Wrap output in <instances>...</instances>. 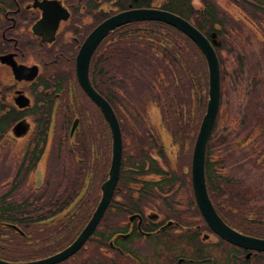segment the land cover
<instances>
[{
	"label": "flooded vegetation",
	"instance_id": "af4514ba",
	"mask_svg": "<svg viewBox=\"0 0 264 264\" xmlns=\"http://www.w3.org/2000/svg\"><path fill=\"white\" fill-rule=\"evenodd\" d=\"M134 10L184 19L216 55L204 188L230 235L194 184L200 47L159 20L110 29L87 80L112 122L79 81L90 34ZM62 254L49 264H264V0H0V264Z\"/></svg>",
	"mask_w": 264,
	"mask_h": 264
},
{
	"label": "water",
	"instance_id": "95a60500",
	"mask_svg": "<svg viewBox=\"0 0 264 264\" xmlns=\"http://www.w3.org/2000/svg\"><path fill=\"white\" fill-rule=\"evenodd\" d=\"M140 19L159 20L174 26L178 30L184 32L188 37H190L200 47L205 56L209 69V99L207 102L206 112L202 118L199 133L195 143L193 155V177L196 188L195 190L198 195L199 204L203 215L209 223H215L217 225L216 229L219 233L223 235H230L232 232L225 229V226H223L218 221L214 212L212 211L204 188L203 160L205 144L211 127L213 125L219 103L218 62L212 47L210 46L209 42L205 39V37L187 21L171 13L157 10H134L121 13L117 16L110 18L109 20L105 21L103 24L98 26L90 34L87 41L82 46L77 57V70L79 81L84 87V89H86V92L91 97V99L104 109L107 119L112 122V117L110 116L112 114V111L110 107L106 102L102 101L100 96H98V94L91 88L87 80L89 59L99 40H101L110 29L114 28L115 26H119L125 22ZM114 135L115 141L113 150V160L110 169V180L108 182L115 180L118 174L120 164V140L118 137V131L115 132ZM105 196L102 198V201L105 199ZM102 201L96 210V215H100L105 207L106 201ZM62 256H64V254L57 257H52L51 259H49V261L29 264H49V262H54Z\"/></svg>",
	"mask_w": 264,
	"mask_h": 264
},
{
	"label": "trees",
	"instance_id": "16d2710c",
	"mask_svg": "<svg viewBox=\"0 0 264 264\" xmlns=\"http://www.w3.org/2000/svg\"><path fill=\"white\" fill-rule=\"evenodd\" d=\"M174 30L177 31L176 29H174ZM198 60H199V63H200V68L198 70V75H199V85H198V87H199V92H200V95H201L200 96V101H199V113H200V119H201L203 114H204V112H205V106H206L208 74H207V70H206V66H205V61H204V58H203L201 53L198 56ZM194 73L195 72L192 71V70H190L189 72L184 73V74L187 75V77H189L191 87H192V75Z\"/></svg>",
	"mask_w": 264,
	"mask_h": 264
}]
</instances>
